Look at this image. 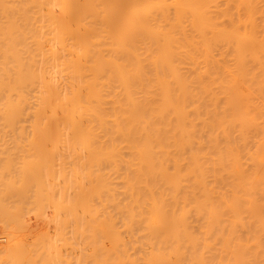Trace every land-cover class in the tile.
I'll use <instances>...</instances> for the list:
<instances>
[{
  "label": "bare ground",
  "instance_id": "bare-ground-1",
  "mask_svg": "<svg viewBox=\"0 0 264 264\" xmlns=\"http://www.w3.org/2000/svg\"><path fill=\"white\" fill-rule=\"evenodd\" d=\"M0 228V264H264V0H0Z\"/></svg>",
  "mask_w": 264,
  "mask_h": 264
},
{
  "label": "rangeland",
  "instance_id": "rangeland-1",
  "mask_svg": "<svg viewBox=\"0 0 264 264\" xmlns=\"http://www.w3.org/2000/svg\"><path fill=\"white\" fill-rule=\"evenodd\" d=\"M29 195H30V194H29ZM56 195H58L57 197L55 196V199H56V200H58V199L60 200V198H62V197H60L59 194H56ZM33 196H34V194H32V196L27 197V199H24V200H23L25 203H27V204H26L27 206L32 204V203H30V202H33V201H31V200H34V198H32ZM59 197H60V198H59ZM31 198H32V199H31ZM19 200H20V199H19ZM29 200H30V201H29ZM26 201H29V202H26ZM18 202H19V201H18ZM20 202H21V201H20ZM21 203H22V202H21ZM25 203H24V205H25ZM17 204H19V203H17ZM20 206H21V205H20ZM33 206H34V204L32 205V207H33ZM28 207H29L28 209H31V208H32L31 206H28ZM30 207H31V208H30ZM48 207H49V206H45V207H44V208H45V209H43L44 212H39V211H40V210H39V211H38L39 213L34 214V213H36L34 210L37 211L38 209H36V208L34 207L35 209L32 208V209H33L32 211L29 210V211H31V212H27L28 209L24 206L23 209H27V210H23V211H25V214L23 215V218H24V219L21 217V219H23L22 221L24 222V223H22V225L24 224V225H25L24 227H27V226H28V227L26 228L27 231H28L29 229H31V230H29L28 232L26 231V232H27V233H26V232L24 231L25 228L22 227V226L20 225V226L24 229L23 232L20 231L21 234L23 233V234H22V239H23L22 241H26V240H28V241H26V243H27V242L29 243V244H26V245H29V246L31 245L30 247L34 246V245H32V244H34V241H35V236H36V235L34 234V233H36V232H35V229L38 230V231L40 232V231H43V229H44V231H45V229H46L45 227H47L48 230H49V229H50V230H49V232L46 231L45 235H47V233H49L50 235H51V233H52V234L55 233V232L53 233V230H54V228H55V224L58 225L59 222H58V219H55V223L53 222V213H54V210H53V207H51V208L49 207L50 209H49ZM15 208L17 209V207H15ZM19 208H21V207H19ZM46 208H47V209H46ZM61 210H62V209L60 208V209H59L60 212L58 211V214H59L58 216H59V217L63 216V215H62L63 213H62ZM41 211H42V210H41ZM26 212H27V213H26ZM33 212H34V213H33ZM41 213H42V215H41ZM61 213H62V214H61ZM30 214H31V215H30ZM39 214H40V215H39ZM46 214H47V215H46ZM27 215H28V216H27ZM36 215H38V217H39V218L37 217L38 219H37V218H36V219L34 218V217H36ZM40 216H41V217H40ZM46 216H47V217H46ZM46 218H47V219H46ZM48 218H49V220H48ZM57 218H58V217H57ZM32 219H33V220H32ZM34 219H35V221H34ZM51 219H52V222L49 223ZM31 220H32V221H31ZM39 220H40V221H39ZM43 220H44L45 222H44ZM22 221H21V222H22ZM27 221H28L29 223H28ZM37 221L39 222V223H37V225L39 224V226L36 227V226H35V225H36L35 222H37ZM46 221H47V222L49 221V222L46 223ZM56 221H57V223H56ZM30 223H31V224H30ZM45 223H46L47 225H46ZM20 224H21V223H20ZM40 224H41V225H40ZM44 224H45L46 226H45ZM49 224H50V225H49ZM21 227H20V228H21ZM30 227H31V228H30ZM33 227H34V228H33ZM40 227H41V229H39ZM32 229H34V231H32ZM38 231H37V233H38ZM44 231H43V232H44ZM24 232H25L27 235H24V234H25ZM33 232H34V233H33ZM2 233H4V231H3V229L0 228V254H3V252H4V251L2 250L3 248L1 249V246L4 247L3 245H4V244L6 243V241H7V239H6L7 237H6L5 235L3 236ZM28 233H31V234L33 233V234H32L33 236H32V235H29ZM34 235H35V236H34ZM24 236H26V237H25L26 240L23 238ZM28 236H29V237H28ZM30 240H32V244H31V241H30ZM58 244H59V242H58ZM59 245H60V244H59ZM5 246H6V245H5ZM34 247H35V246H34ZM59 247H60V246H59ZM35 248L37 249V247H35ZM58 249H59V248H58ZM38 250H39V245H38ZM42 252H43V256H44V255H45V253H44L45 251H42Z\"/></svg>",
  "mask_w": 264,
  "mask_h": 264
}]
</instances>
